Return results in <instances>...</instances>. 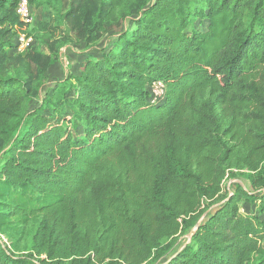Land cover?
Here are the masks:
<instances>
[{
  "label": "trees",
  "instance_id": "16d2710c",
  "mask_svg": "<svg viewBox=\"0 0 264 264\" xmlns=\"http://www.w3.org/2000/svg\"><path fill=\"white\" fill-rule=\"evenodd\" d=\"M17 8L0 0V264H153L182 234L157 264H264V0H102L87 45L122 29L38 105L48 57L5 75Z\"/></svg>",
  "mask_w": 264,
  "mask_h": 264
},
{
  "label": "rangeland",
  "instance_id": "374dc122",
  "mask_svg": "<svg viewBox=\"0 0 264 264\" xmlns=\"http://www.w3.org/2000/svg\"><path fill=\"white\" fill-rule=\"evenodd\" d=\"M41 2L39 7H30V21L25 22L17 13L18 23L9 25L13 31H17L12 37V43H17V35L19 33H27L32 36V43L25 49L20 51L16 48L8 50V65L5 70L6 76H15L19 69H24L17 64L16 58L20 55L25 57L27 74L35 75L38 71L34 62H30L29 55L34 52L40 53L48 57V64L43 68L40 77L34 81L31 86L34 97L33 104L38 105L48 89L52 85L69 78L79 72L80 66L89 53L99 55V50L110 44L113 34L117 33L122 27H114L111 31H104L96 41H92L87 45L86 33L88 30V21L94 19V14L87 15L89 11H97L102 0H37ZM74 13L69 12L73 9ZM22 21V24H19ZM42 23H48L47 30H44ZM22 47V48H23ZM36 54V55H40ZM29 61H27V60ZM74 82L71 79V82ZM237 184L243 188H251L249 182L240 177L235 180L226 179L224 182L225 189H233ZM244 203V202H243ZM242 203V204H243ZM254 208V207H253ZM242 212L251 211L250 204L241 209ZM177 238L175 243L170 240L164 241L158 251L164 250L165 255L156 263L165 261L170 258L177 250L183 248L189 242V235L182 234ZM23 245L29 244V237L25 234L22 240Z\"/></svg>",
  "mask_w": 264,
  "mask_h": 264
},
{
  "label": "built area",
  "instance_id": "2783aa9c",
  "mask_svg": "<svg viewBox=\"0 0 264 264\" xmlns=\"http://www.w3.org/2000/svg\"><path fill=\"white\" fill-rule=\"evenodd\" d=\"M17 13L21 16L23 21L29 22L30 21V3L29 0H18V8H17ZM17 49L22 51L23 49L27 47H23L25 45L29 46L33 40L32 36L28 35L27 33H19L17 35ZM23 47V48H22ZM165 84L161 80L154 81L150 86H149V91L151 93L150 99L152 102H159L164 99L165 95Z\"/></svg>",
  "mask_w": 264,
  "mask_h": 264
}]
</instances>
